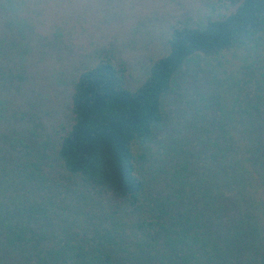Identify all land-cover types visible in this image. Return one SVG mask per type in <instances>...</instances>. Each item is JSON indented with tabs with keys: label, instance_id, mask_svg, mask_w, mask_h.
Here are the masks:
<instances>
[{
	"label": "trees",
	"instance_id": "obj_1",
	"mask_svg": "<svg viewBox=\"0 0 264 264\" xmlns=\"http://www.w3.org/2000/svg\"><path fill=\"white\" fill-rule=\"evenodd\" d=\"M220 2L135 90L109 57L86 68L48 151L0 130V264H264V0ZM25 7L0 0V56ZM189 72L207 85L187 144L164 103Z\"/></svg>",
	"mask_w": 264,
	"mask_h": 264
},
{
	"label": "rangeland",
	"instance_id": "obj_2",
	"mask_svg": "<svg viewBox=\"0 0 264 264\" xmlns=\"http://www.w3.org/2000/svg\"><path fill=\"white\" fill-rule=\"evenodd\" d=\"M220 1L24 0L26 38L21 46L19 39L1 46L0 72L7 84L0 82V130L46 140L48 151L69 126L72 85L86 68L109 57L125 68L124 86L135 90L151 62L166 54L172 27L184 21L203 26L210 13L224 11ZM1 24L0 15V39ZM206 85V78L186 73L165 99L166 131L176 125L184 143L193 142L188 109Z\"/></svg>",
	"mask_w": 264,
	"mask_h": 264
}]
</instances>
